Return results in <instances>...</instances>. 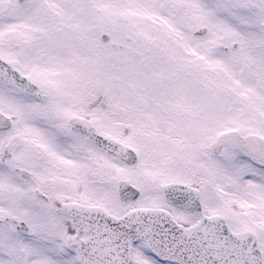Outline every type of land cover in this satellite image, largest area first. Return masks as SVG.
I'll return each instance as SVG.
<instances>
[{"label":"snow or ice","instance_id":"snow-or-ice-1","mask_svg":"<svg viewBox=\"0 0 264 264\" xmlns=\"http://www.w3.org/2000/svg\"><path fill=\"white\" fill-rule=\"evenodd\" d=\"M0 264H264V0H0Z\"/></svg>","mask_w":264,"mask_h":264}]
</instances>
